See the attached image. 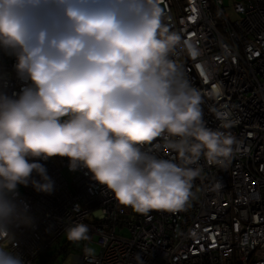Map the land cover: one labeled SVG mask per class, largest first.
<instances>
[{
	"label": "clouds",
	"instance_id": "clouds-1",
	"mask_svg": "<svg viewBox=\"0 0 264 264\" xmlns=\"http://www.w3.org/2000/svg\"><path fill=\"white\" fill-rule=\"evenodd\" d=\"M162 3L0 0V264H29L13 242L34 223L21 188L51 194L50 160L66 159L140 214L189 205L202 158L230 162L235 121L214 110L219 123L208 125L205 94L179 58L201 50L170 30ZM222 93L219 81L208 92ZM64 234L91 239L83 221Z\"/></svg>",
	"mask_w": 264,
	"mask_h": 264
},
{
	"label": "built area",
	"instance_id": "built-area-1",
	"mask_svg": "<svg viewBox=\"0 0 264 264\" xmlns=\"http://www.w3.org/2000/svg\"><path fill=\"white\" fill-rule=\"evenodd\" d=\"M161 7L170 30L201 50L179 58L205 94L208 125L219 123L214 110L235 121L229 131L238 146L230 162L221 167L202 158L189 205L140 214L83 171H69L66 159L50 160L51 194L21 188L34 223L16 228L13 242L29 264H62L72 252L80 256L73 264H264V0L228 7L224 0H163ZM218 81L223 93L213 97L208 92ZM159 147L174 157L163 140ZM80 221L91 239L77 244L64 229ZM93 242L100 252L86 255Z\"/></svg>",
	"mask_w": 264,
	"mask_h": 264
},
{
	"label": "rangeland",
	"instance_id": "rangeland-1",
	"mask_svg": "<svg viewBox=\"0 0 264 264\" xmlns=\"http://www.w3.org/2000/svg\"><path fill=\"white\" fill-rule=\"evenodd\" d=\"M225 1V5L228 6H233L235 0H224ZM228 15L236 17L235 14L233 13V11H228ZM67 173V172H66ZM90 248L94 249V254H98L100 252V246L98 244H96L95 242L91 243ZM80 259L79 253L77 252H72L71 254H69L65 260L62 261V264H73L75 262H77Z\"/></svg>",
	"mask_w": 264,
	"mask_h": 264
},
{
	"label": "bare ground",
	"instance_id": "bare-ground-1",
	"mask_svg": "<svg viewBox=\"0 0 264 264\" xmlns=\"http://www.w3.org/2000/svg\"><path fill=\"white\" fill-rule=\"evenodd\" d=\"M244 208L246 209V206H244Z\"/></svg>",
	"mask_w": 264,
	"mask_h": 264
}]
</instances>
